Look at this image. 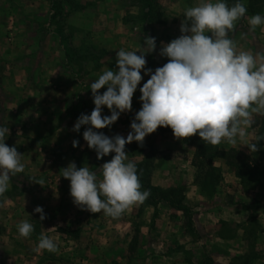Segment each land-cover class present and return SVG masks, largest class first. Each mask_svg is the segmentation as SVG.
Returning <instances> with one entry per match:
<instances>
[{
	"label": "crops",
	"instance_id": "1",
	"mask_svg": "<svg viewBox=\"0 0 264 264\" xmlns=\"http://www.w3.org/2000/svg\"><path fill=\"white\" fill-rule=\"evenodd\" d=\"M54 1L0 0V124L10 130L5 143L17 148L25 165L24 172L12 177L8 191L0 196V264H113L125 258L118 250L123 247L129 255L133 252L128 264H205L207 260L212 264H264V168L248 188L219 160L216 165L222 177L209 185L198 174L193 150L175 138L170 127H158L142 145L126 144L125 151L136 166L150 161L152 185L162 190L183 185V203L192 209V225L181 209L164 199L156 205L136 204L118 218L91 213L73 203L70 181L61 176L62 168L75 162L78 168L97 171L114 155L97 159L83 140L87 126L79 132L72 130L77 118L95 107L90 83L108 68H116L117 50L140 48L145 35L155 37L157 45L154 52L145 54L146 67L154 71L166 63L167 58L159 55L161 42L181 34L183 11L194 0H162L165 23L140 20V7L129 12L124 0H72L78 8L71 9L65 2L62 17L54 19ZM253 1L247 0L246 15H264V0L249 9ZM57 19L65 23L64 32L68 27L74 30L75 48L88 34L103 48L97 68L89 61L87 82L74 76L76 70L84 69L82 61L67 56ZM230 38L238 50L264 53V32L260 28L250 32L246 18L237 21ZM141 74L132 110L122 113L111 128L95 131L109 137L127 136L141 108L139 88L150 78L143 70ZM102 115H110L106 106ZM263 118H254L257 135ZM13 133L20 137L12 140ZM73 140L79 142L76 147ZM221 148L249 150L226 142H221ZM151 149L154 154L150 156ZM41 180L43 185L35 182ZM37 206L44 210L42 221L33 211ZM24 219L34 228L28 238L17 232V224ZM42 233L57 242V251L35 250ZM78 252L85 255L77 257Z\"/></svg>",
	"mask_w": 264,
	"mask_h": 264
},
{
	"label": "clouds",
	"instance_id": "2",
	"mask_svg": "<svg viewBox=\"0 0 264 264\" xmlns=\"http://www.w3.org/2000/svg\"><path fill=\"white\" fill-rule=\"evenodd\" d=\"M247 0H194L183 11L180 35L161 42L159 55L167 62L154 71L146 67L145 54L156 50V38L145 35L143 46L135 50L116 51V68H108L94 79L91 89L94 108L81 114L73 125L83 140L101 159L114 153L100 169L77 167L70 162L61 176L70 181L73 203L91 213L118 218L130 207L143 203L150 192L142 185L136 163L129 160L125 145L143 144L145 137L158 127H170L177 139L198 135L213 146H247L256 152L264 135L253 128L255 117H264V53L239 49L230 33L237 21L246 18L250 32H264V15L247 14ZM139 53V54H137ZM149 76L139 88L141 108L130 123L127 136L109 137L94 129H104L132 110L133 95L143 76ZM106 88L102 93L99 91ZM110 115H102L104 107ZM250 129L252 131H250ZM9 128L0 124V196L9 189L10 180L23 173L22 154L5 143ZM73 147L78 145L73 140ZM43 185V181H35ZM45 219L41 206L33 209ZM34 231L27 219L17 224L19 237L28 238ZM36 251L58 250L57 242L41 234Z\"/></svg>",
	"mask_w": 264,
	"mask_h": 264
},
{
	"label": "trees",
	"instance_id": "3",
	"mask_svg": "<svg viewBox=\"0 0 264 264\" xmlns=\"http://www.w3.org/2000/svg\"><path fill=\"white\" fill-rule=\"evenodd\" d=\"M134 6L140 7L139 19L144 22L150 23H165L166 13L164 8L160 5V0H131ZM65 2L69 3L71 9L78 8L77 5H73L72 0H55L53 3V9L55 10L54 19L56 17H62L63 15V5ZM229 4L233 3L234 0H228ZM257 0L253 1L251 5L248 6L249 9H254V5ZM58 31L61 36V41L64 44L67 50V56L69 59H77L78 61L90 59L94 61L95 67L99 66L101 55H93L90 50L91 46H87L85 48L86 52L80 54L75 48L71 45L69 46L68 40L74 37V34H70L69 36L65 35L63 27H65V23L58 20ZM89 36V34H88ZM83 44V42H82ZM103 53V52H102ZM91 55V56H88ZM103 55V54H102ZM258 135H264V118L262 120V124L260 127V131ZM184 143L193 150V162L197 168L198 174L204 175L205 180L209 181V185H215L217 181H219L222 177L221 167L216 165V162L219 160H224L226 164L230 167V169L241 178L242 183L250 188L253 185V180H255L261 170H258L260 167L264 168V139H260L255 141L257 143V151L249 152L243 149L237 148H221V144L219 145H211L207 144L203 141L198 135H193L188 138H184ZM150 156L154 154V150H150ZM240 154H246L245 158H240ZM138 175L140 178V182L142 185L141 190H148L150 195L145 200L147 203L156 205L158 201L162 199L168 200L170 204L178 207L183 211L184 216L190 218L188 221V225H192V209L186 206L183 203V185H179L170 190H162L151 183V172L153 166L150 161H146V163L138 165ZM205 264H212L207 260Z\"/></svg>",
	"mask_w": 264,
	"mask_h": 264
},
{
	"label": "rangeland",
	"instance_id": "4",
	"mask_svg": "<svg viewBox=\"0 0 264 264\" xmlns=\"http://www.w3.org/2000/svg\"><path fill=\"white\" fill-rule=\"evenodd\" d=\"M2 1H4V0H2ZM126 1V4H127V9L129 10V12H131V11H135L136 10V7L137 6H134L131 2V0H124V2ZM162 0H160V2H161ZM129 16L131 15V13H129L128 14ZM58 20V19H57ZM62 21V20H61ZM74 30L73 29H71V27H68L67 29L65 28V35H67V36H69L72 32H73ZM90 34H92V33H90ZM75 37V36H74ZM74 37L73 38H70L69 40H68V45L70 46H72L73 48H75L74 47V43H73V41H74ZM87 46H91V50H90V52L92 51V52H94L95 54H97V55H100L101 54V51L103 50V48L98 44V41L97 40H95V38H94V36H92V35H90V36H86L85 37V39L83 40V44H81V46L80 47H78V48H75L76 50H79V52H86L85 50V48H87ZM88 56H91V55H89L88 54ZM82 61V68H84V69H82V71L81 72H78L77 70L74 72V76L75 77H78L79 78V80H81V81H83V82H87V80H89V74H90V69L89 68H91L92 67V64H89V61H90V59H85V60H81ZM70 72H72L71 70H69ZM6 105V104H5ZM71 105V104H70ZM72 105L75 107V108H77L78 109V106H77V104L75 103V101L72 103ZM81 104H79V108H82L81 106H80ZM7 110L8 109H5V111L7 112ZM11 139L12 140H17V138H19L20 136L18 135V134H16V133H13V134H11ZM249 151V150H248ZM250 152V151H249ZM245 155L246 154H240V158H245ZM102 166V165H101ZM99 169H100V167H99ZM98 169V170H99ZM98 170H97V172H98ZM258 170H263V167H260ZM119 250V253L121 254V256H123V257H125V258H117V260L116 261H113V264H128L127 263V261H128V259L129 258H131V255L133 254V252H131L132 254L131 255H129V253H128V249L127 248H125V247H123V248H119L118 249ZM127 251V252H126ZM131 251V250H130ZM108 252V251H107ZM106 252V253H107ZM126 252V253H125ZM78 254V256L77 257H82V256H84L85 255V253H83V252H78L77 253ZM125 254V255H124ZM127 256H128V258H127ZM105 264H107V263H105ZM247 264H250V263H247ZM252 264V263H251Z\"/></svg>",
	"mask_w": 264,
	"mask_h": 264
}]
</instances>
